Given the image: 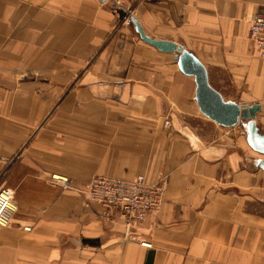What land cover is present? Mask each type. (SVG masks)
Wrapping results in <instances>:
<instances>
[{
  "label": "crops",
  "instance_id": "0c3cea01",
  "mask_svg": "<svg viewBox=\"0 0 264 264\" xmlns=\"http://www.w3.org/2000/svg\"><path fill=\"white\" fill-rule=\"evenodd\" d=\"M263 8L0 0V188L17 206L0 225V264H264V155L248 143L247 121L206 116L177 52L123 18L132 9L146 34L194 53L226 100L261 104L264 133V58L249 36ZM53 173L76 185L100 173L150 182L165 173L169 183L160 209L128 231L120 211L88 203Z\"/></svg>",
  "mask_w": 264,
  "mask_h": 264
},
{
  "label": "built area",
  "instance_id": "2783aa9c",
  "mask_svg": "<svg viewBox=\"0 0 264 264\" xmlns=\"http://www.w3.org/2000/svg\"><path fill=\"white\" fill-rule=\"evenodd\" d=\"M116 5L121 0H111ZM249 36L255 42L259 55L264 58V8L251 20ZM172 121L166 120V129L172 127ZM51 179L65 189H72L81 194L88 203L98 202L106 208H115L125 218V228L132 231L139 227L147 215L160 209L166 192L169 176L161 173L155 182L147 180L139 174L131 178L109 174H95L83 185L73 184L71 179L60 173H53ZM13 192L6 187L0 188V225L7 226L12 222L16 204L12 199ZM30 230V226H24ZM142 245L151 247L150 241L144 240Z\"/></svg>",
  "mask_w": 264,
  "mask_h": 264
},
{
  "label": "water",
  "instance_id": "95a60500",
  "mask_svg": "<svg viewBox=\"0 0 264 264\" xmlns=\"http://www.w3.org/2000/svg\"><path fill=\"white\" fill-rule=\"evenodd\" d=\"M136 31L147 43L162 51L177 52L176 58L180 68L196 80V100L200 110L213 121L223 126H233L241 120L247 121L248 143L264 155V133L256 122L257 113L262 105L240 104L233 100H226L223 95L209 82L208 71L200 59L182 44L171 40L152 38L146 34L140 22L132 16ZM264 168V160H260Z\"/></svg>",
  "mask_w": 264,
  "mask_h": 264
},
{
  "label": "rangeland",
  "instance_id": "374dc122",
  "mask_svg": "<svg viewBox=\"0 0 264 264\" xmlns=\"http://www.w3.org/2000/svg\"><path fill=\"white\" fill-rule=\"evenodd\" d=\"M113 2V1H112ZM125 15H124V20L125 21H127V22H129L131 19H132V16L134 15L133 14V10L131 9H129V10H127V12L126 13H124ZM227 77V76H226ZM227 79H228V77H227ZM229 93H233V95H238V96H240V94L238 93V89L237 88H234L233 90H230L229 91ZM101 174V173H100ZM139 175V174H138ZM144 175V174H143ZM112 208V207H111ZM109 209V208H108ZM112 209H115V208H112Z\"/></svg>",
  "mask_w": 264,
  "mask_h": 264
}]
</instances>
